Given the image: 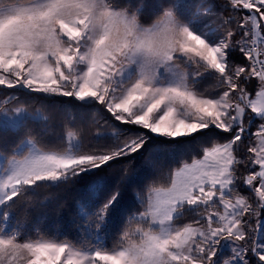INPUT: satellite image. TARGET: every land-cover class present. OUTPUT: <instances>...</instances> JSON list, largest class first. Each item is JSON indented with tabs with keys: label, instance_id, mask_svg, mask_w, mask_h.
Instances as JSON below:
<instances>
[{
	"label": "snow or ice",
	"instance_id": "obj_1",
	"mask_svg": "<svg viewBox=\"0 0 264 264\" xmlns=\"http://www.w3.org/2000/svg\"><path fill=\"white\" fill-rule=\"evenodd\" d=\"M150 9L0 0V264H264V0ZM153 144L187 151L141 178ZM42 188L85 194L75 236L16 218Z\"/></svg>",
	"mask_w": 264,
	"mask_h": 264
},
{
	"label": "trees",
	"instance_id": "obj_2",
	"mask_svg": "<svg viewBox=\"0 0 264 264\" xmlns=\"http://www.w3.org/2000/svg\"><path fill=\"white\" fill-rule=\"evenodd\" d=\"M166 0H150L151 9L150 14L154 13L161 4ZM194 2V0H190ZM216 3H221V0H215ZM236 59H239L236 57ZM52 108L56 113L55 125L49 133L50 136L60 134L62 131L66 132L67 127L74 125H85L87 120H81V112L83 110L73 108L70 104L61 105L53 104ZM86 141L88 137H85ZM187 151L185 146H166L153 144L149 146L148 152L142 157H138L133 161V166L140 174L141 178L144 175L153 171L151 165L158 163L161 165L173 164V157L176 159L184 158V153ZM124 163H127L125 161ZM120 166L116 165L113 169L115 175H119ZM115 175L113 179H115ZM84 193L55 188H42L36 195L35 205L30 207L27 213L23 209L16 212L17 219H23L27 215L29 228H39L45 233L49 234H64L68 236L76 235V227L73 224V217L77 212V201L83 204L85 201L81 199ZM135 193L129 190L125 194V199L122 206L127 208L133 201H135Z\"/></svg>",
	"mask_w": 264,
	"mask_h": 264
},
{
	"label": "clouds",
	"instance_id": "obj_3",
	"mask_svg": "<svg viewBox=\"0 0 264 264\" xmlns=\"http://www.w3.org/2000/svg\"><path fill=\"white\" fill-rule=\"evenodd\" d=\"M145 27H148V25H146Z\"/></svg>",
	"mask_w": 264,
	"mask_h": 264
}]
</instances>
